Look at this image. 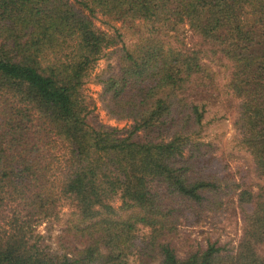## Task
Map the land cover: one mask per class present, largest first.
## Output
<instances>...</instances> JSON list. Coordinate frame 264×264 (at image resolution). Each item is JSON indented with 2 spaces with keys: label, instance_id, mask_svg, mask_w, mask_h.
<instances>
[{
  "label": "trees",
  "instance_id": "1",
  "mask_svg": "<svg viewBox=\"0 0 264 264\" xmlns=\"http://www.w3.org/2000/svg\"><path fill=\"white\" fill-rule=\"evenodd\" d=\"M99 14L135 35L101 82L126 135L87 121L89 72L122 43ZM0 99V215L20 209L0 224V264H128L141 227L159 264H264V195L248 188L236 250L209 242L180 258L169 239L178 210L222 187L214 156L190 154L212 108L238 115L264 175V0H0ZM62 222L66 247L35 234Z\"/></svg>",
  "mask_w": 264,
  "mask_h": 264
},
{
  "label": "rangeland",
  "instance_id": "2",
  "mask_svg": "<svg viewBox=\"0 0 264 264\" xmlns=\"http://www.w3.org/2000/svg\"><path fill=\"white\" fill-rule=\"evenodd\" d=\"M95 24L100 30L113 32L118 29L122 43L105 52L103 57L94 65L86 79L84 94L90 104L91 114L88 124L92 127H106L118 129L126 135L131 129V121L118 120L109 115L106 109V98L103 95L102 80L118 71V56L124 46H131L135 35L123 28L120 23L109 22L107 18L98 15ZM186 44L192 46L196 38L187 32ZM1 101V99H0ZM238 115L225 112L221 108H212L207 115L203 126L196 127L191 135L190 154L199 150L197 155L214 156L212 168L220 176L222 185L217 192L206 193V199L195 210L184 209L177 214L174 220L176 234H171V240L180 258H185L189 253L206 248L209 242H217L225 250H236L244 228V214L251 212L250 205L240 207L238 194L246 188L254 193L264 195V175L257 170L253 158L241 145L242 136L237 126ZM198 132V134H197ZM62 145L57 144L55 149L49 147L51 153H57ZM57 163V162H56ZM119 206V200L114 202ZM176 205L175 203H173ZM63 219L67 221L69 206L66 203ZM179 207H177L178 209ZM0 224L13 217V213L20 209L17 204L8 203L1 208ZM36 226V222L34 223ZM61 224L51 226V223L38 226L35 231L41 241L52 244L53 249L61 248L63 241ZM61 236V237H60ZM150 230L139 228L131 249L132 253L128 264H159L161 255L159 249L150 247ZM152 246V245H151Z\"/></svg>",
  "mask_w": 264,
  "mask_h": 264
}]
</instances>
